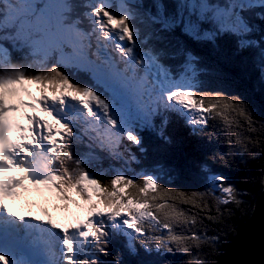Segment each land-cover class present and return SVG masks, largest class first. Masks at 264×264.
Wrapping results in <instances>:
<instances>
[{
  "label": "trees",
  "instance_id": "trees-1",
  "mask_svg": "<svg viewBox=\"0 0 264 264\" xmlns=\"http://www.w3.org/2000/svg\"><path fill=\"white\" fill-rule=\"evenodd\" d=\"M205 1L185 0L182 4L180 0H161V19L155 0L128 3L136 9L141 5L146 16L159 21L154 27L140 20L135 25L140 35L147 36L144 48L156 55L160 65L176 72L188 67L197 91L239 98L245 114L235 115L230 126L219 116L210 119L206 127L192 125L184 113L167 107L164 101L150 114L129 121L139 144L126 134L112 143L97 139L96 134H81L79 141L72 143L73 156L99 173L102 184L117 174L138 178L139 182L147 173L159 177L158 183L165 188L188 194L195 206L189 202L180 207L195 222L181 223L175 230L185 237L195 233L198 239H186L183 245L172 243L158 250L152 246L155 240H130L108 231V237L100 242L103 251H94L98 264H214L237 225L252 211L264 169V10L236 6L233 0H222L223 6L214 0ZM199 5H208L205 8L210 11L203 13ZM122 8L126 9L124 5ZM43 13L41 9L38 15L45 18L46 25H56L49 18L51 13ZM217 13L228 15L231 23L239 16L248 28L220 30ZM64 22L78 25L73 35L76 42L80 39L77 32L90 34L85 42L91 45L92 58H97L93 25L82 0H71ZM32 39L30 29L21 34L18 26L12 31L5 21H0V47L7 49L11 64L31 66L30 70L36 72L41 70V61L43 67H51L47 65L51 60L70 76L75 74L81 82L93 83L91 74L69 64L59 65L60 50H34L29 42ZM62 50L69 53L63 46ZM98 90L102 91L101 87ZM212 175L223 176L230 183L235 180L239 188L233 184L232 197H223L220 188L212 186ZM146 232L152 234L147 229ZM155 234H166V230Z\"/></svg>",
  "mask_w": 264,
  "mask_h": 264
},
{
  "label": "snow or ice",
  "instance_id": "snow-or-ice-1",
  "mask_svg": "<svg viewBox=\"0 0 264 264\" xmlns=\"http://www.w3.org/2000/svg\"><path fill=\"white\" fill-rule=\"evenodd\" d=\"M110 7L106 0H101L90 13L93 31L99 33L98 43H114L121 59L129 65L147 64L139 53L138 33L129 24L130 15L124 11H109ZM12 15L21 34L25 29L32 31L34 39L29 42L34 50L42 47L60 50L61 58L57 63L69 64L91 74L93 83H83L75 74L70 76L57 65L43 67L42 61L41 70L36 72L30 70L31 66L13 65L7 49L0 47V220L29 231L39 228L50 235L54 234L53 230H59L61 264H98L95 255H89V251H103L100 242L108 237L106 228L109 227L123 231L130 240H155L158 250L172 243L183 245L186 239H198L195 233L185 237L175 230L181 223L195 222L180 207L189 202L195 206L185 192L165 188L158 183L159 177L147 173L139 182L138 178L117 174L102 184L99 173L91 171L85 167L84 160L73 156L74 128L79 130L81 124L86 125L85 133L95 132L101 141L116 142L126 134L130 141L140 143L123 107L118 106L115 97L106 98L98 90L101 85L115 87L120 78L109 60L92 58L91 45L85 42L90 34L77 32L80 39L73 43L65 34L69 30L77 31L74 27L62 23L46 25L36 13L31 18L16 12ZM216 15L220 30L247 28L238 19L228 24L223 20V14ZM116 41H126L127 45ZM69 44L71 52L64 53L62 46ZM33 83L38 86L39 95H34L28 87ZM131 83V80L123 81L124 86ZM9 96L18 97L19 102L9 103ZM163 98L167 107L184 113L192 125L206 127L210 119L219 116L230 126L235 115L245 114L239 98L219 92L201 93L186 81H172L163 92ZM21 109L20 117L14 115ZM212 180L226 197H232L233 189L223 186V176H214ZM33 190L61 201L66 210L71 204L86 206L87 215L65 225L50 215L34 216L30 210L17 211L8 203L9 200L18 201ZM93 195L97 199H93ZM224 202H228L227 199ZM41 225L47 227L40 228ZM146 229L152 234L149 235ZM164 230L166 234H155ZM2 231L0 228V233ZM182 250L188 251L187 247ZM0 262L19 264L2 235Z\"/></svg>",
  "mask_w": 264,
  "mask_h": 264
},
{
  "label": "rangeland",
  "instance_id": "rangeland-1",
  "mask_svg": "<svg viewBox=\"0 0 264 264\" xmlns=\"http://www.w3.org/2000/svg\"><path fill=\"white\" fill-rule=\"evenodd\" d=\"M82 1L84 4V7H85L86 16L89 17L90 23L93 25L92 17L90 16V13L92 12L93 7L96 6V0H82ZM116 1L119 4L124 5V7L126 9H129L128 12L122 8H120L117 11L116 4L111 6L109 11L127 12L130 15V20H129L130 26L137 28L135 24L140 23V21L144 22L146 24H149L151 27H154V25H157L159 23V21H156L152 18H149V16H145V13L143 12L141 5H139L138 9H136L132 4H129L126 0H116ZM155 1H156V10L159 13V18L161 19L163 17V13H164L163 7L161 6V0H155ZM180 1L182 4L185 2V0H180ZM242 1L243 0H233V2H236L237 5H240L242 3ZM200 2L204 4V2H206V1L200 0ZM41 3L43 5V8H42L44 11L43 14H46V13L50 14L51 13V16L49 18L55 24H61L62 23L63 25L68 26L69 28L74 27L76 30L79 29L78 25H75L73 23L72 24H65L64 23V17L66 15V13L69 11L70 0H14V2L10 6H6V8L4 9V13L7 17L12 18V17H14L12 15L13 12H16L17 14L24 13V12L32 10L36 4H41ZM214 3L218 6H223L222 0H214ZM234 10H236V7L234 8ZM208 11H210V9L207 10L205 7H203V11H202L203 13H207ZM222 18L226 23L232 24L228 18V15L224 14ZM237 18H239V21L245 25V22H243L239 16ZM41 20L44 24H46L45 18H43V16L41 17ZM186 25L188 27V24H186ZM187 27L185 29H187ZM218 27L220 28L219 24H218ZM240 31H242V30H240ZM75 32L76 31L69 30L65 34L66 37L70 39L69 41H71L73 43L76 42V41H74V36H73L75 34ZM95 37L97 38L96 34H95ZM143 40H145V38H143ZM67 48L69 49V52H71V50H72L71 45H70V47H67ZM111 64L114 65V70L119 75L120 79H119V81L115 87H107L105 85L100 86L102 91L107 92L104 94L105 97L109 98V99L115 97L116 101L118 102V106H122L123 110L127 114L128 121H132L133 117H136V116H137V118L141 119V117L150 114V113H146L143 111L142 106H141V99L145 98L150 93L152 94L151 87L144 85V81L141 78L136 79V86H133L131 84H129L128 86H124L123 81H126L125 77L127 74H125L123 71L121 72L119 70L117 62H114ZM123 64H124V66H126V68H129V67H127L126 63H123ZM47 65L53 66V63L48 62ZM189 74L193 75L188 70V67H185L183 69V71L180 72L179 74H177L176 76H173L172 74H170V76L172 78V81H186L189 83V81L186 79V77ZM129 75H130V72H129ZM161 75H162V71L160 69L156 68L155 76L158 78L157 84L161 87V91L164 92L166 90V87H164L165 85H162L160 83ZM138 85H141V86H138ZM243 100L245 101V103L247 102L246 99H243ZM130 103H132V106H133L131 108L128 107ZM154 109H155V107H152V110H154ZM261 120H264V115L261 117ZM83 149L85 150V148H83ZM257 149H260V145L257 147ZM263 168H264V163H263ZM214 176H217V175L210 176V181H211V184L213 187L214 186L217 187V184L212 180V177H214ZM263 180H264V169H263V174H262V186H261L260 191L256 197H258L259 194L261 193V191L263 190V187H264V181ZM233 184H235L239 188V183L235 182V180L233 183H230V182H227V180L224 178V181H223L224 187H228V186L232 187ZM220 192L222 193L223 197L226 196L225 193H223V191H221V189H220ZM155 244L156 243H153L152 246H155Z\"/></svg>",
  "mask_w": 264,
  "mask_h": 264
},
{
  "label": "water",
  "instance_id": "water-1",
  "mask_svg": "<svg viewBox=\"0 0 264 264\" xmlns=\"http://www.w3.org/2000/svg\"><path fill=\"white\" fill-rule=\"evenodd\" d=\"M214 264H264V187L250 215L237 225Z\"/></svg>",
  "mask_w": 264,
  "mask_h": 264
},
{
  "label": "clouds",
  "instance_id": "clouds-1",
  "mask_svg": "<svg viewBox=\"0 0 264 264\" xmlns=\"http://www.w3.org/2000/svg\"><path fill=\"white\" fill-rule=\"evenodd\" d=\"M14 2V0H3L2 3H0V12L4 13V9L6 8V6H10L12 3ZM70 4H71V0H70ZM135 7V6H134ZM42 9V3L41 4H36L32 10L30 11H27V12H24V13H20V14H23V15H26V16H32L33 13H36L38 14ZM68 13V12H67ZM66 13V14H67ZM142 14V13H141ZM146 16V15H145ZM13 20H14V17L10 18V17H7L6 16V23L8 24L9 26V30H12L14 31L16 28H17V25L13 23ZM65 23V22H64ZM66 24V23H65ZM137 27V26H136ZM64 48H66L67 50H69L66 46V45H63ZM51 62V60L49 61ZM104 92V91H103ZM105 94V93H104ZM130 105V104H129ZM130 108V106H128ZM84 127H86V125H83L81 124L80 125V129L77 130L76 128H74L75 132L79 131L80 135L81 134H85L81 129H83ZM203 163V162H202ZM106 231H111L113 232L115 235H119L123 238H125L127 235L124 234L123 231H120V230H116V229H113L111 227L107 228ZM129 237V236H128ZM221 253V252H220ZM96 256V255H95Z\"/></svg>",
  "mask_w": 264,
  "mask_h": 264
}]
</instances>
